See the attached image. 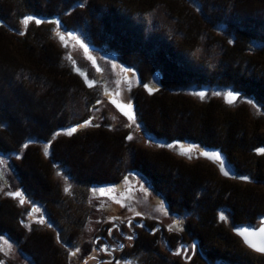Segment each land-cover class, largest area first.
I'll return each mask as SVG.
<instances>
[{
	"label": "trees",
	"instance_id": "1",
	"mask_svg": "<svg viewBox=\"0 0 264 264\" xmlns=\"http://www.w3.org/2000/svg\"><path fill=\"white\" fill-rule=\"evenodd\" d=\"M191 1L200 7L204 19L191 9ZM160 4L176 17L177 36L136 24L137 18ZM24 15L58 19L67 29L87 34L94 48L105 49L126 67L137 69L142 85L159 75L157 91L149 93L142 86L135 94L137 116L147 138L160 144L187 141L218 152L237 177L248 176L251 182L223 178L213 163L191 164L161 149H136L132 165L125 167L131 146L127 134L106 127L64 135L52 143L55 133L76 127L77 120H69L67 110L73 97L86 91V85L65 65L63 50L45 34L32 47L23 45L28 42L17 35L12 22ZM210 37L221 51L217 63L196 55L202 39ZM210 88L239 92L238 97L260 103L263 112L254 116L246 106L230 110L216 98L199 104L185 92ZM263 114L264 0L0 2V154L18 156V160L10 158L18 187L33 204L41 206L52 224L61 220L62 215L55 214L65 201L61 186L53 179L57 166L62 165L72 179L88 187L117 185L133 171L150 184L171 214L186 213L198 220L186 223L184 231L200 243L211 264H264V255L246 248L234 230L255 226L264 217V190L258 185L264 184V154L255 151L264 147ZM28 142L50 144L48 157H42L37 146H27L23 152ZM142 222L152 232L159 227L155 222ZM24 223V213L15 201L0 196V237L17 243L30 264H70L53 234L28 232ZM81 234L78 228L70 241ZM151 234H138L123 255L134 257L139 264H180L163 251L160 234ZM166 238L172 250L185 236L174 233ZM92 246L84 241L85 254Z\"/></svg>",
	"mask_w": 264,
	"mask_h": 264
},
{
	"label": "rangeland",
	"instance_id": "2",
	"mask_svg": "<svg viewBox=\"0 0 264 264\" xmlns=\"http://www.w3.org/2000/svg\"><path fill=\"white\" fill-rule=\"evenodd\" d=\"M1 1L4 0H0V2ZM92 1L94 0H85V4H89ZM190 5L191 9L197 11L196 13H199L201 15L202 19L205 18L204 13L202 12V10H200V7H198L196 2L191 1ZM39 19H41L43 23H41L40 25H36L34 21H31L29 22L27 27L20 23L22 19H20V17L18 16L13 19V22H11L12 25L14 24L18 28L16 32L18 36L19 31L25 32V35H22V37L26 38L25 42L28 43L23 45H29L30 47H32V45H34L36 42L35 40L39 39V36H41L42 34H45L46 37L49 38V41L53 42L54 45H57L60 49L63 50V61L65 62V65L68 66L74 73L79 75L84 81V84L86 85V91L75 95V97H73L74 101H71L67 110L68 119L77 120L75 127L76 131L73 133L85 132L96 127H106L111 129L112 131H124L127 136L131 134L132 140H128L131 146H129V148L127 149L124 164V166H127L128 168L132 165L135 159L136 149H161L168 152L173 157L182 159L185 162H190L191 164L199 163L202 165H207L208 163L206 162L213 163L214 165H216L219 174L223 178L232 181L246 182L238 178H227L223 176L216 162H213L209 158L200 154L201 151H206V149L201 145L193 144L187 141H177L178 143H171L174 144V147L172 148H162L161 145L167 144L155 143V141H151L150 139H148L137 116V108L135 105V94L139 92L140 88L142 87V82L139 78L137 69L130 68L132 70L130 73L123 72L122 68L129 67H126L115 54L105 49L94 48L91 45L87 34H84L81 31L69 30L61 23L59 24V26H57L55 23L50 22L57 21L58 19ZM137 19L141 22H144L140 23V21L136 20V24L138 23L142 26L144 24L149 31L153 28H159L164 29L166 30V32H170L176 36L178 34L175 32V29L177 28L175 23L176 17L173 16L171 11L168 12V7H163L161 4L158 5V7H156L152 12H150V14ZM57 31L61 32V34H66L67 32L75 33V35L79 37V39L85 45H87L88 52L85 53L84 49L81 48L79 44H77L76 40L68 37L67 35H65L67 44L65 45L64 43H62L59 37L56 35ZM215 31L221 36L225 34H223L222 30H220L219 28H215ZM225 35L226 37H228L227 34ZM228 39H231V37H228ZM201 44L202 46L201 48H199L196 55L198 57H202L204 60L209 61L210 63H217L220 60L221 51L217 48V46H215V44H213L211 37L207 39L203 38ZM24 47L27 48L26 46ZM89 56L93 58L95 63H93L92 60L88 59ZM113 65H115V67H113ZM97 69H99V71ZM80 73H83V75H81ZM85 77H87L88 80L94 82L92 87H89L85 83ZM160 81L161 77L155 74L152 76L148 84L154 89V91H157L161 86ZM229 91L232 90L226 88L205 89L203 91L205 93L203 99H201L197 95H194V93L202 92L198 89H195L193 91L188 90L185 92L192 98V100L196 101L199 104L207 103L210 100L216 98L222 99L226 104H228L230 110H234L240 106H246L254 116H257L263 112V107L260 103L252 100L253 104H255L256 107H253L252 104H248L246 101L250 100L249 98L237 97V99L232 104L227 103L225 100V93ZM117 92H119V95H116ZM214 93H220V95H214ZM112 99H115L123 104H127L128 102L131 103L132 112L135 116L134 123L130 122L128 118L123 114V112L120 111L111 102ZM97 101H100V103L97 104ZM89 118H91L90 125L77 127V125H83V122ZM137 124L139 125L138 128L136 127ZM64 135H67L65 133V130L59 131L58 134L52 138L51 142H56L57 139ZM27 145L29 147H39L38 151L40 152L42 157H48V154L50 152V144H36L28 142ZM45 145H47V154L45 153ZM181 145L183 146L184 150L188 152V154H182ZM190 145H196L198 147L189 149ZM25 149L26 148L24 147L23 152L25 151ZM10 158L11 160H18V156L16 155L7 157L0 154V159L4 161L3 164H0L1 198L11 199L15 201L16 207H18L20 210L22 209L25 217L24 226L28 230V232L36 230L43 233L53 234L58 246L61 247L65 258L68 259L70 264H85V262H87V264H97L100 260L103 259H109L112 264H115V261L117 260H120L121 264H124V261L130 262V264H139L138 262L133 261L134 257L132 258L130 257V255L129 257L124 256L123 253L125 250H127V248L130 249L131 247H133V244L138 240V234H140L141 236L143 232H148L140 226L144 225L142 221H148L149 225H152L154 222L159 224L156 233L158 235L160 234L159 236L161 238L163 251L165 250V252L171 255L170 259H172V257L177 258L180 264H191L195 260H199L201 264L210 263L203 259L199 254V250L201 249L200 243H197L195 248H193L192 245H194L195 239H192V237L184 231L186 223L192 222L193 224H196L198 220H196L194 216L191 217V215L186 213L182 216H177L173 213L171 214L166 203L160 197L153 193L150 184L138 173L130 171L125 176L128 177L127 183H125L123 179V181L117 185L108 187H88L84 184H79L74 179H72L68 171L62 165L57 166L53 172V179L57 181L61 186L60 189L65 195V201L62 203L61 207L59 206L57 212L59 213V216L57 215V213L55 214V216L59 218L61 214V220L58 222V224H52L47 219L45 211L41 208V206L39 207L33 204L32 201L24 195L22 189L18 187L19 182L13 173L10 164ZM248 167L253 166L249 164ZM258 185H260L264 190L263 183H260ZM66 187L69 189L68 192L64 191ZM99 189H112L113 191L109 195H102L100 191H98ZM16 191L22 193L24 204L21 205L19 197L13 198L12 196L7 195V193ZM116 200H120L121 204H123V207L121 206V204H117L115 202ZM33 205L39 208L38 212L33 211ZM129 209H133L134 211H129ZM30 211H32L31 216L28 215ZM136 213H139V215H136ZM165 213L167 214L165 215ZM41 216H43L45 223L38 222ZM112 217H118V219H112ZM128 220L132 221L131 226L127 223ZM174 221L176 222L175 224L173 223ZM49 224H51V227H49ZM100 225H103L104 227H101V231H99ZM170 225L172 226L171 230L169 228ZM259 226L260 220L253 227ZM78 228L80 230L82 229L81 236L75 241H70L69 238L71 237L72 239L73 235L75 234V230H78ZM108 229H112L111 234H109ZM134 231L137 232V240ZM97 232H99L98 235H96ZM166 232L168 234L183 233V235L185 236V238L183 239L184 242L180 240L176 248L172 249L169 252L168 249L170 248V246L166 238V235H168ZM104 233L106 234V238L109 240V242L105 241V236H103ZM121 233H127V235L133 236V239L131 241H125L124 239L126 237L122 239ZM149 233H151V231ZM3 238V240H0V248L3 249V251H0V260H4L5 264H9L12 262L18 264H30L28 259L22 256L17 243L10 240L6 236H3ZM4 240H7L8 243H4ZM122 240L123 244H116V241L118 242ZM84 241H88L93 245L91 247V252H89L90 254L88 253V255L85 254L87 252L83 250ZM105 244L108 246L107 251H101L100 246ZM182 244H187V248L186 246H183L181 248L180 246ZM211 244L214 243L211 242ZM120 245H125L124 250L120 247ZM116 246L117 249H113V247ZM178 248L180 249V251L179 254H176ZM246 248L248 247L246 246ZM76 249H79V251L76 252L75 255H69V252H73ZM115 249L119 250L118 253H114ZM115 255L116 258L114 259L113 256ZM92 257H95V259H93ZM204 258L207 259V257L205 256Z\"/></svg>",
	"mask_w": 264,
	"mask_h": 264
},
{
	"label": "snow or ice",
	"instance_id": "3",
	"mask_svg": "<svg viewBox=\"0 0 264 264\" xmlns=\"http://www.w3.org/2000/svg\"><path fill=\"white\" fill-rule=\"evenodd\" d=\"M81 7L83 5H80ZM31 21H34L36 25H40L41 23H43V21L41 19H39L38 17H36L35 15H24L22 20L20 21V23H22L25 27L28 26L29 22ZM52 23H55L57 26H59L60 24V21H50ZM19 35H25V32L24 31H19L18 32ZM56 35L59 37L60 41L62 43H64L65 45L67 44V41L65 40V35H67L68 37L76 40L77 44L80 45L81 48L84 49V52L87 53L88 52V47L87 45H85L80 39L79 37H77L75 35V33L73 32H67L66 34H61V32L57 31L56 32ZM229 43H232V41H229ZM89 60H92L93 63H95V61L93 60V58L91 56L88 57ZM113 67H115V65H113ZM99 71V69H97ZM122 71L125 72V73H130L132 70L130 68H122ZM81 75H83V73H80ZM85 83L89 86V87H92L93 86V81H90L87 79V77H85ZM149 93H151L152 91H154V89L152 87L149 86L148 83H144L142 85ZM116 95H119V92L116 93ZM194 95H197L199 96L201 99L204 98L205 96V93L204 92H197V93H194ZM214 95H220V93H214ZM240 95L239 92H233V91H229L227 93H225V100L227 103L229 104H232L236 99L237 97ZM120 111L123 112V114L128 118V120L130 122H135V116L132 112V105L130 102H128L127 104H123V103H120L118 102L117 100L115 99H112L111 101ZM248 104H252L253 107H256L255 104H253V101L252 100H247L246 101ZM100 101H97V104H99ZM91 124V118L85 120L83 122V125H77V127H82V126H87V125H90ZM136 127L138 128L139 125L137 124ZM76 131V128L73 127V128H69V129H66L65 130V133L67 135H71L73 132ZM58 133H55V135H57ZM126 139L128 140H132V136L131 134H129ZM175 143H178V142H175ZM28 145L27 144H24L23 147H27ZM161 147H169V148H172L174 147V144H167V145H161ZM198 146L196 145H190L189 146V149L191 148H197ZM181 149H182V154H188V152L186 150H184L183 146L181 145ZM255 151L257 152V154H264V147H258L255 149ZM45 153L47 154V145H45ZM201 155H204L205 157L209 158V159H213L217 162L220 163V166H221V172L225 175V176H228L229 173L228 171L225 170V166H224V162H223V159L222 157L220 156V154L218 152H208V151H201L200 152ZM4 161L2 159H0V164H3ZM240 180H243V181H246V182H251L250 178L248 176H239V177H236ZM124 182L127 183L128 182V177H125L124 178ZM65 192H68L69 189L66 187L64 189ZM96 191V190H94ZM98 191H100V193L102 195H109L112 193V189H108V190H105V189H99ZM7 195L9 196H12L13 198H17L19 197L20 198V203L21 205L24 204V198H23V195L21 192L19 191H16V192H11V193H7ZM117 204H121V201L120 200H116L115 201ZM121 206L123 207V204H121ZM33 211H36L38 212L39 211V208H37L35 205H33ZM129 211H134L133 209H129ZM167 213H165L166 215ZM29 216L32 215V211H30L28 213ZM136 215H139V213H136ZM112 219H118V217H112ZM220 219L221 220H224L225 217L223 215L220 216ZM39 223H45V220L43 218V216L40 217ZM123 223V221H122ZM127 223L131 226L132 225V221L131 220H128ZM174 224L176 223L175 221L173 222ZM142 227V225H140ZM49 227H51V224H49ZM171 225L169 226L170 230H171ZM237 234L241 235L244 239V242L250 247L252 248L253 250L259 252V253H262L264 254V217H261L260 219V226L259 227H239V228H235L234 229ZM111 231L112 229H108V232L109 234H111ZM155 231V230H154ZM4 238L3 237H0V240H3ZM126 239H128L129 241H131L133 239V236L131 235H128L126 237ZM4 243H8L7 240H4ZM120 247L122 248L123 245H120ZM181 248L183 247V245L180 246ZM192 247L194 248L195 245H192ZM107 248L108 246L105 244V245H101L100 246V250L101 251H107ZM0 251H3L2 248H0ZM79 249H76L75 251L73 252H69V255H75L76 252H78ZM179 251L180 249L178 248L177 249V253L176 254H179ZM93 259H95V257H92ZM0 264H5L4 260H0ZM85 264H87V262H85ZM102 264H112L111 261H103ZM115 264H121V261L120 260H117L115 261ZM124 264H130V262L128 261H124Z\"/></svg>",
	"mask_w": 264,
	"mask_h": 264
},
{
	"label": "water",
	"instance_id": "4",
	"mask_svg": "<svg viewBox=\"0 0 264 264\" xmlns=\"http://www.w3.org/2000/svg\"><path fill=\"white\" fill-rule=\"evenodd\" d=\"M220 156H221L222 159H223L224 166H225V170L228 171V173H229L228 176H225V175L221 172V166H220V163H219V162H217V161H215V160H213V159H210V160L213 161V162H216V163L218 164V166H219V170H220V172H221V174H222L223 176H225V177H227V178H236L235 170L233 169V167L230 165V163L227 161V159H226L223 155L220 154ZM142 227H143L145 230H147L148 232H150V230H149L146 226L142 225ZM241 227H249V228H251V227H253V226H241ZM237 228H239V227H237ZM156 231H157V230H156ZM156 231H155V232H156ZM235 233L237 234L236 231H235ZM237 235L241 238V240L243 241V243H244L248 248H250V247L244 242L243 237H242L241 235H239V234H237ZM197 243H198V242H194V245L196 246ZM198 244H199V243H198ZM186 248H187V246H186ZM194 248H195V247H194ZM250 249H252V248H250ZM169 250L171 251V249H169ZM252 250H253V249H252ZM253 251H255V250H253ZM255 252H257V251H255ZM257 253H259V252H257ZM199 254L202 256L203 259H205L206 261H208L206 258H204L201 249L199 250ZM259 254H262V253H259ZM263 255H264V254H263ZM208 262H209V261H208Z\"/></svg>",
	"mask_w": 264,
	"mask_h": 264
},
{
	"label": "flooded vegetation",
	"instance_id": "5",
	"mask_svg": "<svg viewBox=\"0 0 264 264\" xmlns=\"http://www.w3.org/2000/svg\"><path fill=\"white\" fill-rule=\"evenodd\" d=\"M143 230H144V229H143ZM156 230H157V229H156ZM156 230H155V231H156ZM155 231H153V232L151 231V233L154 234V233L157 232V231H156V232H155ZM134 234L136 235V240H137V232L134 231ZM135 235H134V236H135ZM121 236H122L121 238L124 239V238L127 237L128 235H127V233H121ZM104 239H105L106 242H109V240H108L106 237H104ZM124 240L126 241V240H128V239L125 238ZM181 241L184 242L183 239H182ZM117 243H121V244H123V240H122V241H118V242L116 241V244H117ZM182 245H183L184 247L187 246V244H186V245H185V244H182ZM114 248L117 249V246H116V247H113V249H114ZM122 248H123V250H124L125 245H124ZM116 249L114 250V253H116V252L118 253L119 250H116ZM120 249H121V248H120ZM113 257H114V259H115V258H116V255L113 256ZM194 259H195V258H194ZM103 261H109V259H103V260H100L97 264H102ZM112 261H113V260H112ZM208 264H211V263H208ZM217 264H224V263L218 262Z\"/></svg>",
	"mask_w": 264,
	"mask_h": 264
},
{
	"label": "bare ground",
	"instance_id": "6",
	"mask_svg": "<svg viewBox=\"0 0 264 264\" xmlns=\"http://www.w3.org/2000/svg\"><path fill=\"white\" fill-rule=\"evenodd\" d=\"M220 154V153H219ZM222 155V154H221ZM236 174V173H235ZM237 177V176H236Z\"/></svg>",
	"mask_w": 264,
	"mask_h": 264
}]
</instances>
